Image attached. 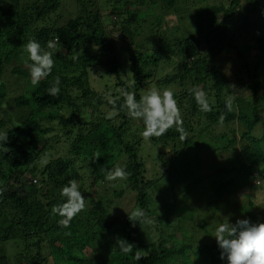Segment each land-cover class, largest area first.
I'll return each mask as SVG.
<instances>
[{
    "label": "trees",
    "instance_id": "1",
    "mask_svg": "<svg viewBox=\"0 0 264 264\" xmlns=\"http://www.w3.org/2000/svg\"><path fill=\"white\" fill-rule=\"evenodd\" d=\"M77 1L78 15L58 25L49 20L61 0H0V132L7 133L4 146L10 149L0 150V264H228L226 257L220 258L216 238L202 234L207 232L205 217L210 215L211 199L204 217L197 223L193 219L194 232L207 242L194 239L189 244L178 239L191 218L189 210L177 215L181 199L175 187L183 188L180 166H186L184 175L188 176L204 164L199 155L197 159L188 155L193 149L228 155L227 163L211 164L209 171L216 201L240 189L250 197L252 179L264 171V0H191L198 6L193 31L164 36L158 45L153 42L145 50L140 44L127 55L108 30L120 28L123 40L131 44L137 43L142 27L151 31L146 41L158 38L161 33L156 28L168 15L183 18L178 14L192 5L190 0H113L108 21L98 0ZM135 3H150L154 13L142 17L140 8L130 9ZM112 15L123 17L121 27ZM56 37L54 67L37 85L32 84L23 61L8 65L14 57L21 58L18 48L29 40H37L47 50V42ZM251 49L257 52L248 56ZM228 53L236 54L238 63ZM221 56L248 76L250 82L240 81L251 90L253 100L243 99L240 93L234 97ZM165 62L175 68L160 76ZM94 70L101 72L102 91L92 84ZM10 74L16 79L12 85L19 84L13 97L6 78ZM57 76L60 92L53 97L48 89ZM147 87L161 92L171 89L186 140L175 126L160 137L145 139L143 121L135 123L121 108L124 91L135 93L139 100L148 93ZM193 87L207 93L211 112L200 111L190 91ZM229 96L233 98L231 112L225 108ZM3 104L9 110H3ZM222 113L226 116L223 123L219 120ZM53 132H58L57 138L63 135L68 155L48 158L46 148L53 145L49 136ZM145 144L154 149V167L142 153ZM169 146L173 151H167ZM161 165L166 166L162 174L156 168ZM101 167H121L129 175L107 181ZM73 179L83 183L82 188L85 185L79 190L85 209L69 227H63L58 224L62 218L51 210L66 202L60 190ZM247 202L248 218L255 221L254 204ZM136 209L144 210L151 220L149 226L155 229L147 237L140 234L147 232V223L141 224L142 229L138 221L129 219L128 214ZM173 217L178 229L169 231ZM117 238L133 244V253H122L116 247ZM147 244L149 252L134 259L135 251Z\"/></svg>",
    "mask_w": 264,
    "mask_h": 264
},
{
    "label": "rangeland",
    "instance_id": "2",
    "mask_svg": "<svg viewBox=\"0 0 264 264\" xmlns=\"http://www.w3.org/2000/svg\"><path fill=\"white\" fill-rule=\"evenodd\" d=\"M89 1V0H86ZM99 3H102L103 6H100V11H104L103 12V16H105V19L108 21L109 20V11L112 9V7L115 6V3L113 2V0H98ZM190 3H192V1L190 0ZM189 7L185 10H183L181 13H179L178 15L180 16H184L183 18H179L177 15H168L167 16V21L165 23L162 24L161 27L156 28V30L161 33L160 37L158 38H154L151 37L149 41L147 37L150 36L148 35L151 31L150 28L145 29V27H142L141 29H139V32L136 34V44H131L130 42H127L125 40H123L125 37L122 36L121 34V29H117L116 27L113 30H108L110 37L113 38V40L116 43L117 47H123V49L125 50L126 55L130 54V48H135L136 47H140V44H142L143 49L145 50L146 48H150L153 45V42H157L154 45H158V43L160 42L161 38H163L164 36H167L168 38L182 34L183 32H191L193 31V29L195 28L194 26V19H195V14H196V9L198 8L197 5H188ZM130 9H133L134 11L136 10V7L140 8V15L142 17L146 16L147 18L150 17L152 15V13H154L153 8L150 6V3L148 4H143L140 3L139 5H134L133 6H129ZM79 8V9H78ZM97 8L94 9V11ZM80 11V5H79V1L77 0H61L60 6L58 8V10L56 12H54L51 16H50V24L55 22L58 25L60 24H66L68 22V20L72 17H75L78 15ZM161 11V10H160ZM162 12V11H161ZM109 14V15H108ZM139 16V18L141 17ZM113 20L116 21V23H118V25L121 27V22L123 21V17H119L118 15H112ZM151 27V26H150ZM178 27H180L179 29H177ZM167 34V35H166ZM152 44V45H151ZM150 51L153 52V49H151ZM257 50L256 49H251L248 50L246 52V54L248 56H252L254 53H256ZM230 56H235L236 58V62L238 63L239 61V57H237L236 54L234 53H228ZM226 54V55H228ZM18 55L21 56L20 59H17L16 57H14L11 60V63L8 64L10 66L13 65H17V64H21L23 61L24 63H22L21 65L23 67L25 66V60L27 57V53L24 52V46L18 48ZM221 58V62L222 65L224 67V69L226 70L225 73L227 74L230 84L234 87L235 93H234V97L240 93L241 97L243 99H250L253 100V96H252V92L250 89L246 88L240 81V79L242 78H246L247 82H250V79L248 78V76L246 74H244L243 70H240L241 67H239V70L241 71L240 73H238L235 69L234 62L230 61L229 65H227L225 63V59L223 58V56L220 57ZM166 61V60H164ZM163 61V62H164ZM218 61V62H220ZM236 65V64H235ZM175 68L174 64H169L167 62L161 64L160 68H159V74L165 75L167 72L173 71ZM91 77H92V84L93 86L99 90L102 91L103 89V81L101 80V72L98 70H94L93 72H91ZM6 78L8 79V82H10V96L13 97L15 96V94L18 93V87L19 84L15 83L12 85V83L14 81H16L15 77L10 74L9 76H6ZM19 83L22 85L21 89L23 90V83H24V79L20 78L19 79ZM151 87H155L153 84L151 85ZM149 88L147 87V91ZM152 89H158V88H152ZM171 90L170 88H166ZM175 89L177 90V88L175 87ZM179 89V88H178ZM159 90V89H158ZM244 104H247V102L245 101ZM1 108L3 110H9L7 104H3L1 106ZM135 123H139V120H135ZM219 131V129H218ZM58 132H53L51 133L49 136L52 137L50 143H52L53 145H49L47 146L46 150L49 151L50 155L48 158H54V157H58L60 155H68V148L65 145V141L64 139H61V137L63 136L62 134L60 135V137L57 138ZM61 139V140H58ZM150 144V143H149ZM149 144H145L144 148H142L143 150V155L146 158L148 165H150L151 167H154L155 165L153 164V156H154V149L149 145ZM172 146L167 147V151H173ZM188 155L190 156H194L195 159H197V155H199L201 157V159L203 160L204 164L202 165V167H200L199 172L196 174H191V175H184L186 174L184 172V169L186 168V166H180L179 170H180V174L181 176L179 177V180L181 181V185L183 188H181L180 186L176 185V191L179 192V196H180V210L177 215L182 216L183 212L185 210H189L190 215L189 217L191 218V222L187 227V230L181 231L179 233L180 238H178L179 240L182 241H186V242H190L189 244H191V241L193 243L194 239L198 240L199 242H207L205 241V237L203 236H198L199 233L196 231V233L194 232V218L197 219L196 223L200 221V219H202L204 217V208L205 205L209 203V211H210V215H208V217L206 216L205 219H208V224L206 226L207 228V232H202L203 235H206L209 239H213L215 238V230L216 228L221 224V223H232L234 224L238 219H248L251 223H264V171H262V174H256V176L252 179V183L254 184V187L252 188V190H250L251 194L250 197H247V193H249L247 190L245 189H240L238 191L233 192V194L227 195L225 196L223 199L221 200H215L214 197L212 196V189L210 188V180L208 175L209 171L211 169V164L217 163V164H225L228 162V155L226 153L223 154H216L215 152H209V150H207L206 148H201V149H193V150H188ZM184 160H179V162H182ZM159 165V164H158ZM149 166V167H150ZM158 169V171L162 174L165 169L166 166L165 165H161V166H157L156 167ZM264 170V169H262ZM39 179V178H37ZM35 182V181H34ZM38 183H40V179L38 181ZM83 183H79L78 184V188L79 190H82L84 187L82 188ZM233 196V200L231 199V196ZM128 198L126 197L125 199V203H128ZM211 199V201H209ZM209 201V202H208ZM220 201V203H218ZM247 201H252L254 206V212L256 213V217H255V221L252 219L248 218V213L246 212L245 207H247L246 205H248ZM208 202V203H207ZM220 207L219 210L215 209V207ZM131 206H128L127 208H130ZM126 208V209H127ZM123 209V208H122ZM207 209V207H206ZM199 219V220H198ZM184 220V218L182 219ZM259 220V221H258ZM177 222V218L173 217V219L171 218V222H172V228L169 229V231L172 230H176L178 229L177 226L174 225L173 222ZM184 223V222H183ZM148 225V229L147 232H140V234H144V236H149L150 232L153 233V231L155 229L152 230V226L150 227L149 224ZM142 226V225H141ZM139 226V228L141 227ZM138 227V226H137ZM142 229L144 228V226L141 227ZM198 234V235H197ZM143 238L144 240L146 239ZM151 241L150 238L148 237L147 242ZM196 246H199V244H196ZM141 249L144 252H149L150 250V245L147 244L146 246H144L143 248L141 247Z\"/></svg>",
    "mask_w": 264,
    "mask_h": 264
},
{
    "label": "clouds",
    "instance_id": "3",
    "mask_svg": "<svg viewBox=\"0 0 264 264\" xmlns=\"http://www.w3.org/2000/svg\"><path fill=\"white\" fill-rule=\"evenodd\" d=\"M59 44V37L47 42V50L41 44L31 39L24 45V52L27 53L25 66L28 68L31 82L37 85L41 80L47 78L54 67L53 51ZM75 59V58H74ZM31 61V63H29ZM60 78L57 76L53 86L48 89V94L58 96L60 89ZM231 87H235L234 85ZM191 93L200 111L211 112L207 93L199 88L193 87ZM124 103L121 106L126 110L127 115L136 120H142L144 131L142 133L145 139L160 137L164 135L173 126L181 134V139L186 140V132L183 128V120L174 94L169 89L162 92L158 89H150L147 94L137 100L135 93L124 91ZM233 98L229 96L225 102V108L228 112L232 111ZM225 114H221L219 120L221 123L225 120ZM8 141L6 132H0V150L10 151L5 147ZM99 156H97V159ZM105 172L107 181L126 179L129 175L124 168L114 167L106 169L101 167ZM36 181V180H35ZM60 195L66 198V202L54 205L52 214L59 215L62 219L58 221L63 227H69L73 218L85 209V197L79 191L78 182L69 180L68 183L60 190ZM132 222L151 223L146 217L143 209H136L128 214ZM216 241L221 249V259L227 258L228 264H264V223H251L248 219H238L234 224L221 223L215 230ZM116 247L125 254L133 253L135 246L123 238H117ZM142 250H136L134 259L140 260L143 256Z\"/></svg>",
    "mask_w": 264,
    "mask_h": 264
}]
</instances>
